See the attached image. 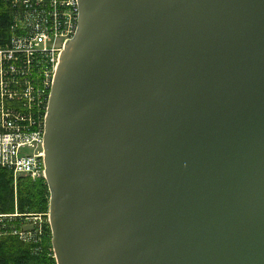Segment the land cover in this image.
<instances>
[{
	"label": "water",
	"instance_id": "water-1",
	"mask_svg": "<svg viewBox=\"0 0 264 264\" xmlns=\"http://www.w3.org/2000/svg\"><path fill=\"white\" fill-rule=\"evenodd\" d=\"M42 133L55 264H264V0H76Z\"/></svg>",
	"mask_w": 264,
	"mask_h": 264
},
{
	"label": "built area",
	"instance_id": "built-area-1",
	"mask_svg": "<svg viewBox=\"0 0 264 264\" xmlns=\"http://www.w3.org/2000/svg\"><path fill=\"white\" fill-rule=\"evenodd\" d=\"M1 1L11 15V36L0 47V168L11 173L13 182L20 177L43 180L47 98L60 53L76 29L77 4Z\"/></svg>",
	"mask_w": 264,
	"mask_h": 264
},
{
	"label": "trees",
	"instance_id": "trees-1",
	"mask_svg": "<svg viewBox=\"0 0 264 264\" xmlns=\"http://www.w3.org/2000/svg\"><path fill=\"white\" fill-rule=\"evenodd\" d=\"M11 15L0 0V47L9 40ZM0 168V264H55L49 244V229L42 224L38 239L28 238L21 228L29 217H45L48 194L42 179L16 178Z\"/></svg>",
	"mask_w": 264,
	"mask_h": 264
},
{
	"label": "rangeland",
	"instance_id": "rangeland-1",
	"mask_svg": "<svg viewBox=\"0 0 264 264\" xmlns=\"http://www.w3.org/2000/svg\"><path fill=\"white\" fill-rule=\"evenodd\" d=\"M22 151H24L25 153H30L29 149H24ZM16 183H17L16 180L12 183L13 189L15 188ZM46 214H47V212L45 214H43L45 217H39V216L29 217V218H27L25 223L22 224L21 228L23 230H26V232L28 234L27 235L28 238L32 237L35 240V239H38V236H40V234H42L41 225L42 224L47 225ZM46 227L48 228V225Z\"/></svg>",
	"mask_w": 264,
	"mask_h": 264
}]
</instances>
